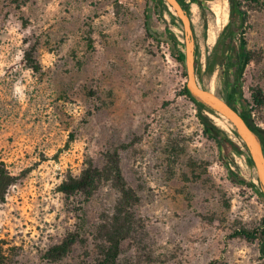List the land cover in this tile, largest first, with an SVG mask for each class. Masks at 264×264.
<instances>
[{"label":"rangeland","instance_id":"rangeland-1","mask_svg":"<svg viewBox=\"0 0 264 264\" xmlns=\"http://www.w3.org/2000/svg\"><path fill=\"white\" fill-rule=\"evenodd\" d=\"M185 2L199 85L224 94L220 64L242 49L250 60L229 73L264 132V105L253 103L264 97V0L233 18L228 0ZM165 5L0 0V169L11 178L0 197V264H103V225L124 232L116 264H264L261 241L237 236L262 227L264 204L230 179L261 189L258 172L204 133L184 94L186 61L166 41L172 33L185 54V31ZM227 40L229 55L200 81L208 53ZM220 129L248 152L235 130ZM115 155L121 180L111 172L88 201L61 191L89 164L113 168ZM76 234L67 255L47 259Z\"/></svg>","mask_w":264,"mask_h":264},{"label":"trees","instance_id":"trees-1","mask_svg":"<svg viewBox=\"0 0 264 264\" xmlns=\"http://www.w3.org/2000/svg\"><path fill=\"white\" fill-rule=\"evenodd\" d=\"M179 3L185 7L188 14L190 12L189 4L185 2V0H178ZM231 5V17L233 18L235 16V12L239 10L243 3H249L252 5H258L260 3V0H228ZM151 3H163L162 0H150ZM165 8L167 9L169 15L172 17L174 21L177 20V17L168 10L167 6L165 5ZM168 43L172 45L173 50L175 51V55L178 57V59L181 62L185 61V54L182 50H180V42L174 37L172 33L168 34V39L166 40ZM223 46H221L219 43L215 46L214 50L211 53H208V63L205 73L203 74L204 77L206 75H210L215 67L218 64V58L223 56ZM238 58L241 59V61H248L250 60L249 56L243 59V55H238ZM184 94L197 106L199 110V119L201 121V124L204 127V133L208 135L209 137H212L217 142L222 143L224 142L229 146V148L238 155H244L249 163L254 166L253 161L251 160V157L249 156V153L247 151H244L242 147L231 140L227 133L220 129L214 121L206 114V112H210L207 110L205 105L199 103L188 91L187 86L184 88ZM222 99H224L233 109H235L242 118L246 121L248 126L259 136L263 151H264V132L255 126L253 121L251 120V111L249 110V102L247 100H243L241 97V94H238V97H231V96H225V94H218ZM237 99L242 102V104L245 106V109H239L236 105ZM253 103L256 106H262L264 105V97L262 96L261 92H256L253 95ZM236 134V133H235ZM237 135V134H236ZM245 148V145H243ZM111 172L116 176L118 180L122 179L121 171L119 168V159L115 155L113 158V168L111 169H105V167L100 168L98 166H94L92 164H89L81 173V175L77 178H70L68 181H66L61 186V191L67 196L70 197L72 195L79 194L82 196L85 201H88L93 194L98 189L99 185L107 181L111 175ZM230 179L235 182L242 185H247L249 188H252L257 192L259 195L260 200L264 204V197L262 195L261 189L252 182H247L244 178L235 175L233 172L230 173ZM11 184V178L8 176L7 173H5L3 170L0 169V197L4 195V191L6 188ZM123 196V200H121V203H119V207L123 206L128 198L127 193L124 190L120 191ZM123 203V204H122ZM99 237L97 238V249L100 252V256L103 258V264H116V261L119 258L120 255V247H121V241L125 237L124 232L121 229L114 230L113 233L108 231L106 225H103L102 228H99L98 230ZM77 235V236H76ZM74 237L65 240L60 246H57L51 250L50 253H48L47 259H52L53 257L58 256H65L67 255L71 249L72 246L80 239V235L76 234ZM238 237H245L248 240H260L263 244L262 249L264 252V221L261 228H258L252 232L250 231H241L237 233Z\"/></svg>","mask_w":264,"mask_h":264},{"label":"water","instance_id":"water-1","mask_svg":"<svg viewBox=\"0 0 264 264\" xmlns=\"http://www.w3.org/2000/svg\"><path fill=\"white\" fill-rule=\"evenodd\" d=\"M180 18L185 31V61L188 75L187 89L191 95L211 112L226 118L234 126L238 137L246 146L258 172L264 197V151L259 136L248 126L242 116L212 89H203L197 79L195 67V38L189 14L178 0H162Z\"/></svg>","mask_w":264,"mask_h":264},{"label":"flooded vegetation","instance_id":"flooded-vegetation-1","mask_svg":"<svg viewBox=\"0 0 264 264\" xmlns=\"http://www.w3.org/2000/svg\"><path fill=\"white\" fill-rule=\"evenodd\" d=\"M183 7V6H182ZM184 10L187 12L185 7H183ZM188 13V12H187ZM182 23V22H181ZM224 47H223V56L224 55H229V49H230V42L227 40L226 42L224 41ZM233 54L230 56H226L225 58L223 57V62H221V67H222V72H223V81H224V86L226 88V92H224L225 96H233L235 98L238 97V94L240 93V84L237 82V79H233L232 75L229 73L230 70V63H236V69L239 70L241 66V59L238 58V55H243L242 49L239 50L238 52L233 51ZM233 55V56H232ZM244 59V58H243ZM206 71V70H205ZM199 79L200 81H204V76L202 73H199ZM237 101H239L237 99ZM239 109H245V106L242 104L241 108Z\"/></svg>","mask_w":264,"mask_h":264},{"label":"bare ground","instance_id":"bare-ground-1","mask_svg":"<svg viewBox=\"0 0 264 264\" xmlns=\"http://www.w3.org/2000/svg\"><path fill=\"white\" fill-rule=\"evenodd\" d=\"M216 13H223V8L220 4L216 5L214 7ZM171 12H174L173 9H170ZM175 13V12H174ZM207 113V112H206ZM210 117L212 118V120L214 121V123L219 126L220 128H223L224 130L227 131H234L235 128L234 126L231 124L230 121H228L226 118H224L223 116L219 115V114H209ZM226 132V131H225ZM229 135V134H228ZM235 139V138H234Z\"/></svg>","mask_w":264,"mask_h":264}]
</instances>
